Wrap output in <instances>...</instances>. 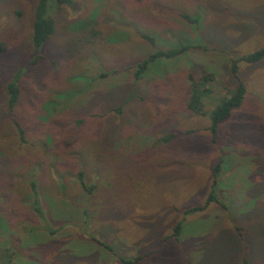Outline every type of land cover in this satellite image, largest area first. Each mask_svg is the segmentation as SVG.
Returning <instances> with one entry per match:
<instances>
[{
  "label": "rangeland",
  "instance_id": "374dc122",
  "mask_svg": "<svg viewBox=\"0 0 264 264\" xmlns=\"http://www.w3.org/2000/svg\"><path fill=\"white\" fill-rule=\"evenodd\" d=\"M37 5L0 0V264H264V0L51 1L35 52Z\"/></svg>",
  "mask_w": 264,
  "mask_h": 264
},
{
  "label": "trees",
  "instance_id": "16d2710c",
  "mask_svg": "<svg viewBox=\"0 0 264 264\" xmlns=\"http://www.w3.org/2000/svg\"><path fill=\"white\" fill-rule=\"evenodd\" d=\"M51 1L55 2L57 5L70 4V0H38V5L36 8V13H35V20L33 23L32 39H31L32 46L34 47L35 52L39 51L40 48L45 44V42L54 33V21L49 16V2ZM179 16L184 21L190 24H195L197 22L196 18H191L189 15L180 14ZM142 38L148 43H150L151 45H154V40L150 36L142 35ZM188 48H190V46L185 45L180 48H171L168 50H158L150 54L147 58H145L137 66V68L134 71V77L139 79L148 69L149 65L155 62L156 60L161 59V58H165V59L175 58L177 56L182 55L186 50H188ZM3 49L4 48H2L0 52H2ZM244 58L247 62H251V63L257 62L264 58V48H261L260 50H257L256 52L249 54L245 56ZM232 72L233 73L236 72L235 66L232 67ZM205 80H206V77H204V79H201L202 81L201 83H203V85L206 84ZM196 85L197 84H195V86ZM6 90L8 94V100H7L8 109L10 112L11 111L13 112L17 106L18 96H19V90H18L17 83L15 81L10 82L6 87ZM244 94H245L244 86L241 83H239L235 91L229 96H225V98H223V100H221L220 103H218L217 107L214 110H212L210 114L211 124H210L209 129L212 134L213 143H215L216 140L218 139V136H217L218 126L224 123L225 121H227L230 118L232 111L240 106L241 102L243 101ZM188 107L189 109H192V105L189 104ZM194 110L199 112L197 108H195ZM170 138H172V136L169 138H164L163 141L168 142ZM215 170H218V167H216ZM211 201H213V197L212 195H209L208 202H211ZM206 206L207 204L202 207H199L196 209L193 208V209L199 211V210L204 209ZM179 232H180V227L179 225H177L174 228V235L176 234L178 235Z\"/></svg>",
  "mask_w": 264,
  "mask_h": 264
}]
</instances>
